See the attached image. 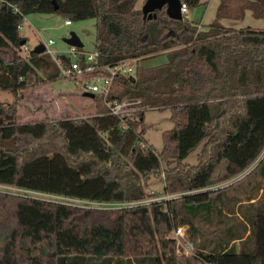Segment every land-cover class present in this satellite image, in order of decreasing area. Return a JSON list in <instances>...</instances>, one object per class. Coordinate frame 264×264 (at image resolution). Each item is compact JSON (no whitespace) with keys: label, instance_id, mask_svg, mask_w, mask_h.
<instances>
[{"label":"trees","instance_id":"obj_1","mask_svg":"<svg viewBox=\"0 0 264 264\" xmlns=\"http://www.w3.org/2000/svg\"><path fill=\"white\" fill-rule=\"evenodd\" d=\"M234 1L264 19V0ZM137 2L0 0L2 91L16 94L48 67L43 52L21 54L26 38L17 25L33 12L94 18L100 63L166 56L162 64H136L132 75L114 80L107 102L139 99L143 107L126 114H109L106 107L85 117L22 123L18 99L0 102V185L116 202L152 197L144 187L150 176H162V192L179 196L112 210L0 190V264H219V257L235 262L228 264H264L263 182L246 198L234 197L229 210L210 197L259 166L264 181V28L173 19L165 7L143 17ZM180 2L188 9L200 4ZM232 4L221 0L216 16L229 17ZM150 106L167 108L172 122L161 133L159 152L143 137ZM198 147L196 163L183 162ZM162 159L175 164L161 168ZM222 214L232 221L227 240L215 249L194 245V254H176L169 236L175 227L186 225L190 238L203 231L197 223H219Z\"/></svg>","mask_w":264,"mask_h":264},{"label":"rangeland","instance_id":"obj_2","mask_svg":"<svg viewBox=\"0 0 264 264\" xmlns=\"http://www.w3.org/2000/svg\"><path fill=\"white\" fill-rule=\"evenodd\" d=\"M145 0H138L137 7L141 8ZM221 0H200V4L196 7L188 9L187 19L199 21L201 24H208L216 21L218 24L231 27L234 29H241L250 27L251 29H263L264 19L254 18L250 10L241 11L239 3H233L229 6V17L216 16V9ZM65 18L57 13H40L33 12L26 14L22 21V28L20 33L26 38V45L28 49H22L21 54L25 56L29 50H32L38 43H47L49 39L53 44L48 46V49L60 55H64L72 59L69 53L68 44L64 39L69 37L70 33H74L82 42V49L86 52L95 49V19L87 18L81 20L71 21L70 24H65ZM43 57L48 60V67L40 70L38 79L29 86L19 90L16 94L11 91L0 90V102H12L18 99L17 118L19 122H32L46 118L47 121L52 122L65 117H81L93 115L96 112L104 111L106 105L102 96L93 94L86 90L82 82L63 76L52 55L43 51ZM166 61V56L163 53L156 54L151 57H145L138 60H132L131 64L139 66H155ZM57 74V77L50 79L49 76ZM93 94V97L89 96ZM170 112L167 108L161 109L159 106H150L145 108L143 120L145 130L143 137L145 141L152 145L155 152H159L162 146L161 133L172 127L170 120ZM200 147L190 152L183 162L194 164L197 161V153ZM264 156V150L259 158ZM161 168L167 164L172 166L175 164L174 159H170L168 163L165 160L160 161ZM253 167V166H252ZM250 167V168H252ZM261 166L257 167L252 173L244 178L236 181L228 188H221L224 184L219 183L212 185L209 188H221L216 193L210 195L215 198L216 207H221L223 210H229L233 205L234 197L246 198L248 195L256 191L255 187L260 181L264 187V181L261 179ZM262 181V182H261ZM164 180L162 176H150L144 191L147 194H153L152 197H163L168 195L162 192ZM221 186V187H220ZM1 190L15 191L12 188L0 187ZM215 202V201H214ZM215 212V211H214ZM217 220L205 221L209 229L215 227L216 231L207 233L205 231L195 233L190 232V243L198 245L206 249H215L219 243L227 240L230 233L229 224L231 219L224 214L218 217ZM176 228V227H175ZM240 228V224H236V229ZM173 230L169 236L172 235ZM184 240L182 244H186ZM177 249V247H176ZM177 255H186L185 253H178ZM179 250L183 247L179 245ZM235 263L232 260H225L224 257H219V264Z\"/></svg>","mask_w":264,"mask_h":264},{"label":"built area","instance_id":"obj_3","mask_svg":"<svg viewBox=\"0 0 264 264\" xmlns=\"http://www.w3.org/2000/svg\"><path fill=\"white\" fill-rule=\"evenodd\" d=\"M16 10V9H15ZM182 16L187 17L188 7L185 3H181L180 7ZM24 18V17H23ZM65 24H70V20H65ZM22 28V23L17 25V29L20 31ZM53 44V41L49 39L47 43H44V51L48 52L52 55L60 73L65 77H70L76 79L84 85L86 90L93 94H99L102 96L106 107L108 108L107 113L114 115H122L129 113L131 111L138 109H143V107L138 106L139 99L130 100L123 98L120 101L112 100L107 102L105 100L106 96L115 88L114 80L119 76H129L134 73L135 65L131 64L134 58H124L118 60L112 64L109 63H100L98 62V51L94 49L93 51H84L79 50L77 47L69 46V53L72 56V59L66 57L64 55H60L56 52L53 53L52 50L48 49V46ZM22 49H28L26 43L22 44ZM59 56L65 58L63 61ZM148 108V107H147ZM85 117V116H84ZM229 182L224 183L227 185ZM223 185V186H224ZM0 187H6L2 186ZM12 188L10 192H18L24 195L35 196V197H44V198H52L58 201L66 202V203H76L80 205H86L89 207H101V208H109L112 210L116 209H127V208H135L143 205H149L150 203L165 199L169 200L171 198H175L179 196V194H168L161 197H147L143 199L137 200H129V201H116V202H89L83 200H77L72 198L53 196L46 193L35 192L32 190H25L20 188L8 187ZM1 190V189H0ZM5 191V190H4ZM176 242V251L178 253H185L186 255L194 254L196 247L193 243L188 241L186 234V225L177 226L173 229L172 235H170ZM186 240V244H182V242ZM179 245L183 247V250H179ZM211 264V263H208Z\"/></svg>","mask_w":264,"mask_h":264},{"label":"water","instance_id":"obj_4","mask_svg":"<svg viewBox=\"0 0 264 264\" xmlns=\"http://www.w3.org/2000/svg\"><path fill=\"white\" fill-rule=\"evenodd\" d=\"M162 7H165V12L168 17L173 19H182L183 16L180 10V0H145L140 9L142 11L143 17L147 16L148 18H150L151 15L155 16V10L161 9ZM64 41L66 44H68V46L77 48L82 47V42L74 33H70L69 37L65 38ZM21 43H24V41H22ZM32 50L36 53H41L44 51V45L42 43H39L34 46ZM89 96H93V94H90ZM197 224L201 230L207 233L212 232L211 229H208L203 224Z\"/></svg>","mask_w":264,"mask_h":264},{"label":"crops","instance_id":"obj_5","mask_svg":"<svg viewBox=\"0 0 264 264\" xmlns=\"http://www.w3.org/2000/svg\"><path fill=\"white\" fill-rule=\"evenodd\" d=\"M39 44V43H38ZM91 97H93V96H91ZM251 262H252V260H251Z\"/></svg>","mask_w":264,"mask_h":264}]
</instances>
